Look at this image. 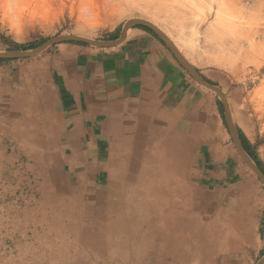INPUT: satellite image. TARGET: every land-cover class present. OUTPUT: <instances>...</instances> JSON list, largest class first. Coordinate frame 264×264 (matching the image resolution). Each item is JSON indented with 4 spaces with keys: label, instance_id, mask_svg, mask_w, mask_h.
<instances>
[{
    "label": "rangeland",
    "instance_id": "rangeland-1",
    "mask_svg": "<svg viewBox=\"0 0 264 264\" xmlns=\"http://www.w3.org/2000/svg\"><path fill=\"white\" fill-rule=\"evenodd\" d=\"M132 18L158 26L206 80L222 89L247 153L251 152V159L264 172V0H0V51L35 49L60 34L110 40L118 37L124 22ZM54 48L56 45L28 58L0 61V71L9 63L39 62ZM194 82L205 94L203 137L198 132L203 142L196 139L201 149L188 155L190 138L169 144L172 149L165 143L156 145L162 147L158 152L173 161L182 157L185 165L210 161L227 173L224 177L223 172L216 174L212 168L198 166L195 177L204 183L189 178L188 192L173 189L176 204L197 203L196 198L206 202L187 208L191 220L184 223L180 234L168 230L152 241L156 233L151 230L152 240L142 241L139 231L143 234L149 229L147 218L124 231L109 233L119 228L109 226L110 218L116 217V204L106 199L100 174L118 168L131 177L141 159L130 160L121 152L107 151L103 154L117 161V166L94 161L91 154L90 167L84 168L79 160L72 167L67 160L73 156L71 150H45V165L38 168V192L30 200H20L27 208L0 209V215L5 214L0 222V264H257L264 251L255 256L256 248L243 245L233 234L239 214L249 215L236 212L234 201L251 178L256 187H245L248 200L252 191L259 190L264 203V184L238 154L218 95ZM193 152L198 155L194 162ZM146 168L158 171L152 164ZM141 190L132 189L123 198L124 204L119 201L121 211L126 210L124 215L133 220L139 217L134 206H139ZM149 194L142 198V210L151 217L155 212L152 207L157 206H150ZM163 223L157 219L154 227H164Z\"/></svg>",
    "mask_w": 264,
    "mask_h": 264
},
{
    "label": "crops",
    "instance_id": "crops-1",
    "mask_svg": "<svg viewBox=\"0 0 264 264\" xmlns=\"http://www.w3.org/2000/svg\"><path fill=\"white\" fill-rule=\"evenodd\" d=\"M136 25L140 24L130 27L125 38L111 47L65 42L39 62L1 67V210L27 208L20 200H30L38 192V168L45 165V150H71L68 164L73 167L79 160L84 168L92 165L88 161L91 154L96 161L109 159L104 152H121L127 159H141L137 173L153 164L157 151L163 161L156 163L161 165L156 173L163 182L173 175L184 184L189 178L203 182L196 178L198 166L212 168L216 174L223 172L226 177L227 169L221 171L210 161L185 165L182 157L173 161L158 152L162 147L156 145L165 143L172 149L169 144L190 138L188 155L201 149L197 140L203 142L198 132L203 137L205 94L169 47L149 28ZM191 156L192 162L197 160L196 153ZM245 187L252 190L256 185L248 178L234 201L236 212L249 215L239 214L233 234L243 245L256 248L255 256L262 255L263 197L259 190L252 191L249 201ZM3 219L5 214L0 215V222Z\"/></svg>",
    "mask_w": 264,
    "mask_h": 264
},
{
    "label": "bare ground",
    "instance_id": "bare-ground-1",
    "mask_svg": "<svg viewBox=\"0 0 264 264\" xmlns=\"http://www.w3.org/2000/svg\"><path fill=\"white\" fill-rule=\"evenodd\" d=\"M212 1H216V0H212ZM209 7H210V5H209ZM198 17H199V15H198ZM153 154L155 155V157H152V159L154 160L152 166H155V167L157 166V168L158 167L160 168L161 165L158 166L156 163H161V161H163V160H161V158L157 157V154H158L157 151H154ZM147 155L150 156L149 153ZM148 156L146 158H149ZM103 161L105 162V164H108V165L113 164V165L117 166V163L114 160L112 161L111 159H107V160H103ZM122 164H124L123 161H122ZM150 164H149V166H150ZM149 168L147 169L146 167H144L139 173H137V175H133L131 177H130L128 172L119 171L118 168L117 169L112 168L111 171H105V172H102L100 174V176H102L101 179L103 180V183H104V185H103L104 189L103 190L105 191L106 199L110 202L114 201V203L116 204V207H114V210H113V212H115L116 217L110 218L111 220L109 222V226L111 225V228H117V227H119V228H117V230L111 229L109 231V233L111 232V234H114L115 232L124 231L125 229L129 228L133 223H135V222L139 223L141 221V219L147 218L146 222L149 225V229L148 230L146 229L143 234H142V232L140 233V231H139V234L142 238V241H145L147 238L149 240H152L151 232L156 233V235L153 237V240H152V241H155V239H158V236L160 234H162V233L164 234V232H166V231L168 232V230H171V232H172V230H175L176 234H178L180 232V230L184 227V223H186V221L189 219L191 220V217L189 218L188 214L185 213V211L187 210V208H189L190 205L194 206V207H196L198 204L205 205V203H206L205 200H202L200 198H196L197 203L194 200L193 203H191V204H189V203L176 204L177 200H176V195L174 194L173 189L178 188L179 191L183 192L186 189V187L190 186V185L187 182L185 184L182 181L180 182V180L177 179V177L174 175L172 177L170 176L169 178H167L166 181L163 182L162 179L159 177V175H157V173H155L154 170L153 171L149 170ZM195 173L199 174V170L196 169ZM103 176H106V177H103ZM172 179H174V180L176 179L175 180L176 182H174V180H173V182L171 183L169 180H172ZM132 180H135L136 184L138 183L139 185L135 186V184L133 183ZM158 181L161 182L162 184H158ZM164 183H165V185H164ZM211 183H213V182H211ZM144 184H148L149 187L148 186L146 187ZM195 185L197 186V183H194V186ZM137 187L142 188V190H141L142 196L141 197L143 199L145 198L144 195L147 192L152 194L153 196L149 194L150 195V197H149L150 203L149 204H150V206L156 205L157 207H152V208H154L155 212L150 214L151 217H149V214H148V216L146 214L144 215L143 210H142L144 208V206L142 205V198H140L139 201H137V204L139 206H137V205L134 206V209H135L134 212L137 213L139 215V217H137V215H136V216H134L135 218L133 220V217H126L124 215L126 210L121 211L122 204L119 203V201H121L124 204L126 199H123V198H125V196H128L130 194V191L134 188H137ZM161 187H162L163 191L160 193ZM201 187L203 188V186H201ZM167 188H169V189H167ZM166 189L168 190V192L166 191ZM185 191L188 192V190H185ZM195 191L197 192V190H195ZM171 193H173V194H171ZM202 196H204V194H201V197ZM159 207H161V208L158 209ZM166 207L170 209V212L165 213ZM130 213H128V214H130ZM157 219L165 221V223H163L165 225H164V227L163 226L160 227L161 229L154 227V225H156L155 223H157ZM137 227L139 230V225H137ZM146 233L148 236L146 235V237H145ZM173 256H174V254H173Z\"/></svg>",
    "mask_w": 264,
    "mask_h": 264
},
{
    "label": "water",
    "instance_id": "water-1",
    "mask_svg": "<svg viewBox=\"0 0 264 264\" xmlns=\"http://www.w3.org/2000/svg\"><path fill=\"white\" fill-rule=\"evenodd\" d=\"M135 24L143 25L149 28L152 32H154L169 47V49L171 50V52L173 53L179 64L189 73V75L193 78V80H195L197 83L201 84L202 86L212 90L218 95L219 99L222 101V104L224 106V115L229 129V133L231 135V138L233 140V143L235 145L238 154L242 157L245 163L256 173V175L264 184V172L251 159L250 155L247 153L242 143L238 129L232 121L229 105L227 103V99L222 89H220L216 85L211 84L208 80H206L201 75V73L195 67H193V65L190 64V62L186 59V57L182 55V53L179 51V49L173 43V41L158 26H156L149 20L143 18L128 19L127 21L124 22L121 33L119 37L115 40L94 39L76 34H60L46 40L43 44H41L39 47L35 49L0 51V59L10 60V59L28 58L46 50L50 46L65 42H81L100 48L111 47L120 43L125 38L127 30ZM257 264H264V257Z\"/></svg>",
    "mask_w": 264,
    "mask_h": 264
},
{
    "label": "trees",
    "instance_id": "trees-1",
    "mask_svg": "<svg viewBox=\"0 0 264 264\" xmlns=\"http://www.w3.org/2000/svg\"><path fill=\"white\" fill-rule=\"evenodd\" d=\"M137 27L139 26V27H143V28H145V29H147L145 26H143V25H136ZM149 30V29H148ZM77 43H81V42H77ZM0 61H5V59H0ZM241 136V139L243 138V136L242 135H240ZM242 143H243V145H244V147L246 146L245 145V143L246 142H243V139H242ZM246 148V147H245ZM248 153L249 154H251V152L250 151H248Z\"/></svg>",
    "mask_w": 264,
    "mask_h": 264
}]
</instances>
